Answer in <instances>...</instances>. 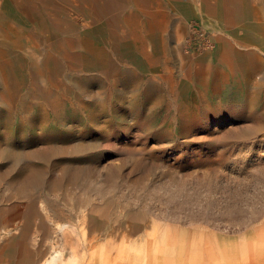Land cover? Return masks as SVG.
<instances>
[{"label": "rangeland", "instance_id": "374dc122", "mask_svg": "<svg viewBox=\"0 0 264 264\" xmlns=\"http://www.w3.org/2000/svg\"><path fill=\"white\" fill-rule=\"evenodd\" d=\"M0 264H264V0H0Z\"/></svg>", "mask_w": 264, "mask_h": 264}, {"label": "bare ground", "instance_id": "6f19581e", "mask_svg": "<svg viewBox=\"0 0 264 264\" xmlns=\"http://www.w3.org/2000/svg\"><path fill=\"white\" fill-rule=\"evenodd\" d=\"M73 56H75V55H73ZM15 97H17V96L15 95ZM191 202L192 201H189V200L186 202V204H187L186 210H189V214H188L189 218L188 219H191V220H195V219L198 220L199 218H203V219L205 218L206 219V215L208 214V212L211 211V208L215 205V201L213 202V200L209 197H203L201 199L195 200V201H193L192 206H189V204ZM193 208H195V210H193Z\"/></svg>", "mask_w": 264, "mask_h": 264}, {"label": "built area", "instance_id": "2783aa9c", "mask_svg": "<svg viewBox=\"0 0 264 264\" xmlns=\"http://www.w3.org/2000/svg\"><path fill=\"white\" fill-rule=\"evenodd\" d=\"M189 45L190 48H212L213 46L204 32H199L194 38H190Z\"/></svg>", "mask_w": 264, "mask_h": 264}]
</instances>
